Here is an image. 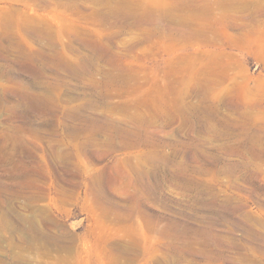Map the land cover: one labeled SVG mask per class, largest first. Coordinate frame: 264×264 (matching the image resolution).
<instances>
[{
	"label": "rangeland",
	"instance_id": "obj_1",
	"mask_svg": "<svg viewBox=\"0 0 264 264\" xmlns=\"http://www.w3.org/2000/svg\"><path fill=\"white\" fill-rule=\"evenodd\" d=\"M0 264H264V0H0Z\"/></svg>",
	"mask_w": 264,
	"mask_h": 264
}]
</instances>
